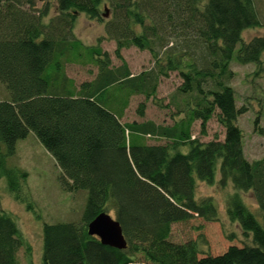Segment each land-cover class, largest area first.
Returning <instances> with one entry per match:
<instances>
[{
	"label": "trees",
	"instance_id": "trees-1",
	"mask_svg": "<svg viewBox=\"0 0 264 264\" xmlns=\"http://www.w3.org/2000/svg\"><path fill=\"white\" fill-rule=\"evenodd\" d=\"M80 15L104 24L97 45L76 37ZM260 26L254 0H0V82L10 95L0 99V181L35 212L24 193L28 173L8 166L32 132L60 169L62 189L87 193L80 224H44L43 264H264V227L242 196L252 193L264 218V158L245 155L237 122L248 107H238L231 86L234 58L260 61L264 38L242 40ZM104 40L115 42L119 66ZM129 48L147 51L152 67L133 74L122 56ZM69 65L86 68L89 79L70 78ZM172 74L181 82L165 102L158 91ZM137 96L144 100L128 121ZM149 102L167 118L146 119ZM214 118L223 140L193 136L196 123L207 135ZM218 169L220 185L234 189L227 218L251 244L223 229L224 248H209L206 234L221 219L213 198L198 199L197 188L214 185ZM103 212L114 213L126 249L89 235L88 224ZM196 220L195 238L171 240L173 225ZM23 247L0 193V264H20Z\"/></svg>",
	"mask_w": 264,
	"mask_h": 264
},
{
	"label": "rangeland",
	"instance_id": "rangeland-1",
	"mask_svg": "<svg viewBox=\"0 0 264 264\" xmlns=\"http://www.w3.org/2000/svg\"><path fill=\"white\" fill-rule=\"evenodd\" d=\"M254 3L261 26L245 30L242 34L243 43H248L256 37L264 38V0H254ZM102 12L105 14L104 8H102ZM75 35L86 45H97L99 38L105 36V27L104 24L96 20H90L85 15H80L76 22ZM101 47L111 54L114 66H119L120 62L114 54L115 42L104 40ZM122 56L134 74L152 67V59L147 51L129 48L122 51ZM231 67L234 73L231 86L236 93V103L239 108L244 105L248 107V112L240 116L237 122L243 131L245 155L251 162L258 161L264 158V52L257 64L240 65L234 58ZM66 71L78 83L89 79L86 68L69 65L66 67ZM180 82L181 80L176 74H172L167 81L163 80L159 88L158 98L166 99V102L167 97L163 96L174 91ZM9 96L5 86L0 82V99L9 98ZM143 100L144 98L138 96L131 101V109L127 115L128 121L135 119V109ZM164 114L165 112H160L152 102L147 104L146 119L161 121L163 118H167ZM256 119H259L258 124H255ZM127 120L125 119V121ZM166 123H169L168 119H166ZM193 136L205 143L214 140L216 136L223 140L224 129L214 118L208 123L207 135L202 136L200 134V123H196ZM8 166L21 168L28 173L24 193L33 203L35 210V212L29 210L26 202L16 201L8 192L6 179H1V209L16 220L24 239V247L20 249L18 259L20 264H43L42 230L44 224H80L87 193L85 191L68 193L62 189L59 180L61 176L60 169L54 158L32 132L26 139L18 141L16 154L9 158ZM216 178L214 185L199 183L197 188L198 199L213 198L221 219V222L214 226L216 229L212 228L209 230V234H206L209 248L211 250L212 248L214 250L224 248L223 229L228 233H235L240 240L251 244V238L244 237L240 227L236 223H231L226 215L227 197L234 192L232 184H228L226 187L220 185L219 169ZM242 196L251 212L255 214L264 227V218L257 208L252 193H243ZM109 214L113 218L115 217L113 212ZM37 215L41 218L38 219ZM198 223L199 221L196 220L173 225L171 240L175 243H183L195 238L197 236L195 225H198Z\"/></svg>",
	"mask_w": 264,
	"mask_h": 264
},
{
	"label": "water",
	"instance_id": "water-1",
	"mask_svg": "<svg viewBox=\"0 0 264 264\" xmlns=\"http://www.w3.org/2000/svg\"><path fill=\"white\" fill-rule=\"evenodd\" d=\"M107 17L108 14H105ZM88 233L96 236L105 246L118 250L126 249L127 241L123 235L122 228L117 220L110 214L103 212L88 224Z\"/></svg>",
	"mask_w": 264,
	"mask_h": 264
},
{
	"label": "crops",
	"instance_id": "crops-1",
	"mask_svg": "<svg viewBox=\"0 0 264 264\" xmlns=\"http://www.w3.org/2000/svg\"><path fill=\"white\" fill-rule=\"evenodd\" d=\"M133 74H134V73H133ZM70 78H72V77H70ZM73 79H74V78H73ZM166 81H167V80H166ZM162 82H163V81H162ZM161 85H162V83H161ZM161 85H160V86H161ZM159 91H160V90H159ZM159 91H158V94H159ZM172 92H173V91H172ZM172 92H171V93H172ZM171 93H169V94H167L166 96H163V97H169V95H170ZM137 97H138V96H137ZM158 97H159V95H158ZM133 99H134V98H133ZM133 99H132V100H133ZM131 104H132V102L130 103V106H129L128 109L126 110L125 117H127V118H128V116H127V115H128V112H129L130 109H131ZM124 119H125V118H124ZM126 122H127V121H126Z\"/></svg>",
	"mask_w": 264,
	"mask_h": 264
}]
</instances>
